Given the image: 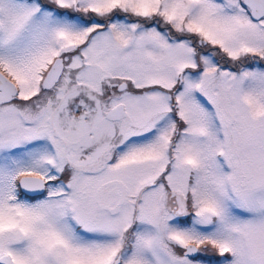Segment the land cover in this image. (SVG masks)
Instances as JSON below:
<instances>
[{
  "label": "snow or ice",
  "instance_id": "snow-or-ice-1",
  "mask_svg": "<svg viewBox=\"0 0 264 264\" xmlns=\"http://www.w3.org/2000/svg\"><path fill=\"white\" fill-rule=\"evenodd\" d=\"M0 264H264V0H0Z\"/></svg>",
  "mask_w": 264,
  "mask_h": 264
}]
</instances>
